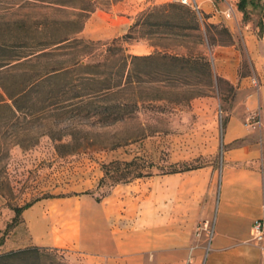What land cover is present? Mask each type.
I'll list each match as a JSON object with an SVG mask.
<instances>
[{
	"label": "rangeland",
	"instance_id": "obj_1",
	"mask_svg": "<svg viewBox=\"0 0 264 264\" xmlns=\"http://www.w3.org/2000/svg\"><path fill=\"white\" fill-rule=\"evenodd\" d=\"M148 1L0 0V44L8 46L0 54L10 60L26 56L2 68L10 69V77L3 83L26 85L33 77L61 69V74L41 84L40 90L33 88L30 98L17 100L19 109L0 108V194L4 201L0 207V254L15 250L2 249L3 244L20 249L30 242L22 212L19 223L9 232L5 230L14 206L81 195L101 199L117 184L138 178L209 164L218 168L223 122L234 92L222 79L218 82L211 56L212 47L228 44L230 37L214 30L209 33V44L200 12L174 0L170 2L176 3V8L161 7L164 3L146 5ZM218 2L236 26L235 0ZM113 9L131 13L134 26L124 33L131 38L124 40L122 34L89 39L79 32L77 37L93 44L38 51L43 43L84 26L90 13ZM238 14L240 23L252 27L251 22L242 20L241 12ZM196 22L200 29L195 28ZM124 55H153L154 59H137L134 68L128 69L121 65ZM161 55H204L211 62L212 77L205 69H164ZM78 59L89 66L73 65ZM86 72L96 73L99 80L84 86V91L99 90L117 79L121 86L106 96L100 91L90 106L78 107L73 92L62 94V88L70 81L80 85L79 76ZM49 89L59 95L46 98ZM116 102L121 103V118L103 120L95 114ZM212 114L216 121L213 146L202 136L205 120ZM201 149L206 153L191 158ZM212 226V220L207 219L194 229L195 243H203L204 258ZM48 248H54L57 256L48 251L44 264H88L85 254Z\"/></svg>",
	"mask_w": 264,
	"mask_h": 264
},
{
	"label": "crops",
	"instance_id": "obj_2",
	"mask_svg": "<svg viewBox=\"0 0 264 264\" xmlns=\"http://www.w3.org/2000/svg\"><path fill=\"white\" fill-rule=\"evenodd\" d=\"M193 1L204 22L223 25L232 36L230 44L214 45L211 56L216 76L234 92L223 122L218 168L209 164L138 178L117 184L99 201L85 195L37 201L22 211L30 234L24 246L70 249L85 254L88 264H264L260 243L251 235L252 223L264 219V37L240 23L238 10L235 26L218 0ZM131 20L126 11L97 10L80 33L89 39L118 37ZM256 110L261 125L252 129L245 119ZM215 134L212 114L202 136L213 146ZM205 153L201 149L191 158ZM207 219L213 226L204 258L194 229ZM1 248L18 247L6 243Z\"/></svg>",
	"mask_w": 264,
	"mask_h": 264
},
{
	"label": "trees",
	"instance_id": "obj_3",
	"mask_svg": "<svg viewBox=\"0 0 264 264\" xmlns=\"http://www.w3.org/2000/svg\"><path fill=\"white\" fill-rule=\"evenodd\" d=\"M181 4V3H180ZM184 5V4H183ZM178 5L174 2H166L161 5V7L164 8H176ZM235 6L236 9L241 12L242 14V20L244 22H251L252 28L256 35L258 37H264V0H235ZM253 12H256L257 15L255 16ZM204 29L206 32V36L208 39L209 44H212L211 38L209 36V33L211 31H218L219 33H224L228 37H230V44L232 42V36L228 29L223 25H216L212 23H203ZM134 25H130L129 29H131ZM83 28V24H81L79 27L74 29L72 32L67 33L65 35L55 37L54 39L47 41L46 43H43L41 48L38 50L41 53L45 52V49L52 47V48H62L69 44H75L77 46H86L89 44H93V41L90 40H84L82 38L77 37V33H79ZM195 28L200 29L199 24L195 23ZM122 39L131 38L128 33L121 36ZM226 45V44H225ZM6 47H8L5 44H0V51L4 50ZM35 52H32L34 54ZM26 56H17L15 59L10 60L7 56H2L0 54V108L8 109L9 111H14L15 108H20V106L17 104V100L23 99L26 100L27 98H30L33 88H42L40 86L43 83H49L50 80L55 79L60 75L61 69L51 71V72H44L42 75H39L38 77H33L32 80L25 84L16 85L9 87L7 83H3V81L8 80L10 75L8 74L10 69H2L3 67L9 65L12 61H19L22 58H25ZM137 59H142L145 61L154 59L153 55H146V56H138V55H124L121 58V65L123 67H128V69L134 68L135 61ZM160 59L163 60L162 67L164 69H205L207 75L211 78L212 72H211V62L210 60L204 56V55H198V56H178V55H161ZM73 65H76L78 67H87L89 66V63H82L81 59L76 60ZM112 75V74H111ZM109 75L108 79L110 81L113 80V77H110ZM99 79L97 77L96 73L93 72H86L83 73L82 76H79V83L80 85L73 83L70 81L65 87H63V93L66 92H73V98L77 99L76 102L78 107L83 106H90L93 103V99H96V93H99L101 91L104 92L103 96H106L111 92V90L119 88L121 86V81L117 79L118 81H115V83H107V85L99 90L95 91H84V86H88V84H93L97 82ZM218 82L221 81V78H217ZM59 90V88H57ZM83 89V90H82ZM91 89V88H90ZM40 90V89H39ZM52 90L49 89L48 93L46 94V98H52L59 95V91L56 93H52ZM108 92V93H107ZM11 101V103H10ZM99 118L103 120H117L121 118L122 116V107L121 103H109L102 107L101 110H97L95 112ZM194 167H189L187 169H191ZM184 169V170H187ZM183 171V170H179ZM174 172V171H170ZM97 201L100 200V198H96ZM31 205L30 203H26L23 206H14L11 209L14 212L13 217L11 220L6 224L5 230L6 232H9L14 226H16L19 221V215L21 212L28 208ZM48 251L53 252V256H57L55 253V249H49L45 246H27L20 249L10 250L5 253L0 254V264H44L43 257H47L49 253Z\"/></svg>",
	"mask_w": 264,
	"mask_h": 264
},
{
	"label": "built area",
	"instance_id": "obj_4",
	"mask_svg": "<svg viewBox=\"0 0 264 264\" xmlns=\"http://www.w3.org/2000/svg\"><path fill=\"white\" fill-rule=\"evenodd\" d=\"M174 1L181 3V4H184V5H189L194 10L199 12V8L193 0H174ZM227 12L229 14L228 10H227ZM253 82L256 83L255 80ZM245 120H246L245 121L246 125H248V127L252 128V129H255L261 125V118H260V114H259L258 110L250 113L246 117ZM199 234H200V228H197V235H199ZM251 235L255 241L260 243L262 253L264 254V219H257L252 223Z\"/></svg>",
	"mask_w": 264,
	"mask_h": 264
}]
</instances>
